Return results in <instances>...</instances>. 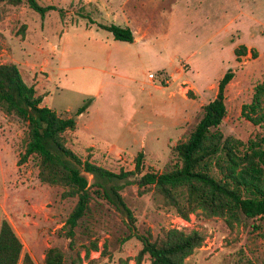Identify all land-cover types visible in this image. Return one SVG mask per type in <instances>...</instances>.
Here are the masks:
<instances>
[{"label": "rangeland", "instance_id": "rangeland-1", "mask_svg": "<svg viewBox=\"0 0 264 264\" xmlns=\"http://www.w3.org/2000/svg\"><path fill=\"white\" fill-rule=\"evenodd\" d=\"M38 2L57 9L41 17L25 4H0V64H15L42 105L75 118L64 138L78 156L119 172L133 170L142 152L144 172L165 170L231 68L218 131L239 152L237 174L253 166L264 175V94L256 99L264 81V0ZM98 23L128 26L140 39L115 40ZM27 135V122L0 103V226L9 222L22 253L35 264H45L50 247L64 252L66 264H150L147 255L137 263L141 242L129 236L127 216L100 199L69 247L64 224L76 198L40 180L37 155L18 163ZM121 193L140 233L159 238L171 228L204 236L184 264H264V217L238 223L198 209L184 219L152 189L132 184Z\"/></svg>", "mask_w": 264, "mask_h": 264}, {"label": "trees", "instance_id": "trees-1", "mask_svg": "<svg viewBox=\"0 0 264 264\" xmlns=\"http://www.w3.org/2000/svg\"><path fill=\"white\" fill-rule=\"evenodd\" d=\"M0 4L19 7L25 4L41 17L54 5H42L38 0H0ZM89 22L92 18L83 13ZM98 27L111 33L115 40L133 42L132 30L115 24ZM240 55L238 50H235ZM234 76L228 69L218 82L216 96L202 106V114L188 139L175 147L176 160L161 172L143 171L144 154L135 157L133 170L112 171L88 159H82L66 146L64 133L76 125L72 116L62 117L46 105L42 95H37L33 85L23 80L15 64H0V103L8 112L16 113L28 124V135L18 161L26 162L32 155L39 157V178L43 182L60 185L63 196L76 198L64 224V236L69 247L75 239L77 227L90 215L96 199L105 201L130 221V237L141 242L137 263L147 255L150 264H184V259L200 247L204 236L198 231L185 233L176 229H163L162 236L153 238L150 233H140L134 225V215L126 204L122 191L136 184L143 191L153 190L164 205L172 208L180 217L200 209L208 215L226 216L233 222L264 217V175L251 166L239 174L235 172L236 152L218 131L226 115L225 88ZM264 94V81L257 87L256 99ZM85 106L77 109L80 115ZM264 164V151L259 153ZM81 170L93 176L89 183ZM217 171V173H216ZM220 174V176H218ZM132 177V179H131ZM127 237V239L129 238ZM97 248L96 243H92ZM79 259V253L75 254ZM35 264L28 253H22V243L8 221L0 226V264ZM74 261L69 264H75ZM45 264H66L64 252L50 247L45 252Z\"/></svg>", "mask_w": 264, "mask_h": 264}, {"label": "crops", "instance_id": "crops-1", "mask_svg": "<svg viewBox=\"0 0 264 264\" xmlns=\"http://www.w3.org/2000/svg\"><path fill=\"white\" fill-rule=\"evenodd\" d=\"M133 36H134V34H133ZM145 36V32H141V37L143 38ZM140 39V37H136V36H134V40L135 41H138ZM149 75V74H148Z\"/></svg>", "mask_w": 264, "mask_h": 264}, {"label": "built area", "instance_id": "built-area-1", "mask_svg": "<svg viewBox=\"0 0 264 264\" xmlns=\"http://www.w3.org/2000/svg\"><path fill=\"white\" fill-rule=\"evenodd\" d=\"M148 77H149L150 79H152V78L154 77V75H153L152 73H150V74L148 75Z\"/></svg>", "mask_w": 264, "mask_h": 264}]
</instances>
